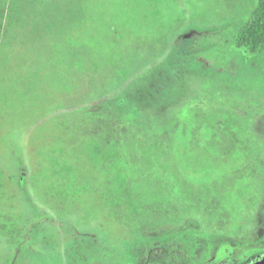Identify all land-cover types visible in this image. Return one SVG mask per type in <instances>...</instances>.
Segmentation results:
<instances>
[{
	"label": "rangeland",
	"instance_id": "1",
	"mask_svg": "<svg viewBox=\"0 0 264 264\" xmlns=\"http://www.w3.org/2000/svg\"><path fill=\"white\" fill-rule=\"evenodd\" d=\"M254 7L0 0V264H139L159 241L255 264L264 57L235 46Z\"/></svg>",
	"mask_w": 264,
	"mask_h": 264
},
{
	"label": "trees",
	"instance_id": "2",
	"mask_svg": "<svg viewBox=\"0 0 264 264\" xmlns=\"http://www.w3.org/2000/svg\"><path fill=\"white\" fill-rule=\"evenodd\" d=\"M235 36V46L238 50L251 56L260 54L264 57V0H255V7L250 19ZM169 247L170 245L166 242H156L146 255L143 254L140 257L139 264H210L192 254L184 243L175 246L176 255L169 259ZM254 261L255 257L251 255L238 258L230 254L225 257L223 263L218 264H254Z\"/></svg>",
	"mask_w": 264,
	"mask_h": 264
},
{
	"label": "water",
	"instance_id": "3",
	"mask_svg": "<svg viewBox=\"0 0 264 264\" xmlns=\"http://www.w3.org/2000/svg\"><path fill=\"white\" fill-rule=\"evenodd\" d=\"M255 264H264V254L257 258Z\"/></svg>",
	"mask_w": 264,
	"mask_h": 264
},
{
	"label": "flooded vegetation",
	"instance_id": "4",
	"mask_svg": "<svg viewBox=\"0 0 264 264\" xmlns=\"http://www.w3.org/2000/svg\"><path fill=\"white\" fill-rule=\"evenodd\" d=\"M261 255H263V254H261ZM261 255H260V256H261ZM256 259H257V258H256Z\"/></svg>",
	"mask_w": 264,
	"mask_h": 264
}]
</instances>
